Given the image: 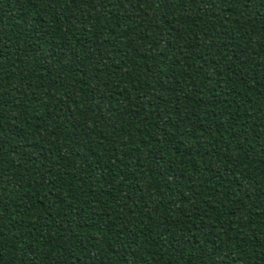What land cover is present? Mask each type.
Here are the masks:
<instances>
[{"label": "trees", "instance_id": "16d2710c", "mask_svg": "<svg viewBox=\"0 0 264 264\" xmlns=\"http://www.w3.org/2000/svg\"><path fill=\"white\" fill-rule=\"evenodd\" d=\"M0 264H264V0H0Z\"/></svg>", "mask_w": 264, "mask_h": 264}]
</instances>
